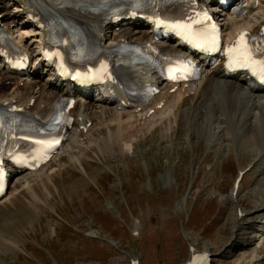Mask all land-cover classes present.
<instances>
[{
    "label": "rangeland",
    "instance_id": "rangeland-1",
    "mask_svg": "<svg viewBox=\"0 0 264 264\" xmlns=\"http://www.w3.org/2000/svg\"><path fill=\"white\" fill-rule=\"evenodd\" d=\"M48 77L43 73L39 80ZM4 79L8 92L12 79ZM213 120L201 119L197 130L199 123H190L195 136L177 145L168 139L156 148L138 146L123 158L108 153L85 181L80 175L59 179L56 197L38 215L8 220L11 236L23 241L2 264H130L135 258L141 264H188L193 247L210 252L211 264H264L260 160L243 174L239 196L233 192L240 167L263 159L264 145L254 160L244 150L239 164L235 149L212 148L222 127ZM238 208L247 223L240 235Z\"/></svg>",
    "mask_w": 264,
    "mask_h": 264
},
{
    "label": "bare ground",
    "instance_id": "bare-ground-1",
    "mask_svg": "<svg viewBox=\"0 0 264 264\" xmlns=\"http://www.w3.org/2000/svg\"><path fill=\"white\" fill-rule=\"evenodd\" d=\"M106 1L113 0H1V4L6 3L3 11H0L3 28L9 32L14 41L25 48L30 56L35 55V52L37 56L27 74L13 75L0 51V77L3 75L6 79L14 80L8 92L5 90L7 87L5 79L0 80V104L17 102L25 112L44 118L46 114L53 112L58 97L71 96V92L75 89L71 82L55 79L51 68L41 60L39 50L45 32L28 17L33 2L43 5L44 10L57 22L71 24L79 21L95 29L102 26L100 34L108 48L114 47L116 41V43L125 39L147 41L152 38L151 29L146 24L127 21L112 26L111 23H106V19L101 14L92 11L94 8L105 6ZM202 1L207 3V0ZM254 1L250 0L249 11L245 16L232 21L229 28L234 30V34L238 35L243 29L257 31L260 29L264 21V0H257L260 3L256 5ZM2 6L0 5V8ZM118 6L124 5L120 3ZM226 14L228 11L221 13L222 20L225 19ZM177 23L189 24L190 29L195 30L187 19H178ZM168 49H175V45L172 44ZM36 61L38 62L35 63ZM202 62L206 68L200 80L187 86L180 85L174 91H171L174 85L162 83L163 91L141 109L133 106L120 107L116 101L109 100L97 88L86 89L82 97L84 102L78 104L74 110L78 109L77 115L83 121H90V125L86 128L79 126L74 129L72 135L76 136V140L69 138L66 145H70V149L64 147L38 171L12 173L13 180L8 193L0 200V248L4 249L3 252L0 251V264L5 262L10 252L18 253L17 250L21 249L23 241V237L19 235L11 236L13 224L10 225L8 220L20 218L25 221L33 215H38L43 209L42 204H50L51 199L56 197L59 179L80 175L81 181H85L87 179L85 174L90 175L94 165L98 166L101 157H106L108 153L123 158L131 150L135 151L138 146L147 144L156 148L168 139L177 145V141L195 136V133L190 132V123H199L197 128H194L196 130L203 128L201 119L204 121L206 117L213 115V121L220 123L222 127L215 142L212 143V148L226 152L235 149L239 164L246 151L254 160L257 152L264 145L263 86L255 82L249 83L244 74L226 76L221 64L212 65L205 59H202ZM41 66L50 71L45 82L39 80ZM125 68L134 80L137 81L142 77L139 67L128 65ZM34 70H37V73L31 76L30 72ZM148 77L160 83V79L155 74ZM161 102H164L162 106L159 105ZM231 132L234 137L228 136ZM40 145L34 143L28 146L26 151L32 153ZM258 160L260 161L257 164L261 168L258 175L263 179L264 158L261 157L251 161L250 168H247V165L240 167L241 172L245 173L257 166ZM242 184L243 182L236 197L241 192ZM256 185H259L258 192L263 191L261 194L264 197V188H260L262 184ZM185 202L183 200L182 203ZM239 202L241 203V200ZM244 213L238 208L235 218V224L238 223L235 233L238 235L243 233L242 228L247 225L241 221L246 215ZM253 223L258 222L255 220ZM193 263V256H190L188 264Z\"/></svg>",
    "mask_w": 264,
    "mask_h": 264
},
{
    "label": "snow or ice",
    "instance_id": "snow-or-ice-1",
    "mask_svg": "<svg viewBox=\"0 0 264 264\" xmlns=\"http://www.w3.org/2000/svg\"><path fill=\"white\" fill-rule=\"evenodd\" d=\"M204 20L207 19L205 14ZM196 23H202L203 20L197 19ZM173 27L190 31L189 24H176ZM248 33H241L239 38L233 42V46L229 48V52L233 55V62L241 67H248L254 71H258L262 78H264V58H257L253 50V46L250 45L249 40L246 39ZM218 40V35L216 33L215 25L211 26L210 40L212 45H215ZM51 145H49L50 147ZM3 173L0 172V181H2Z\"/></svg>",
    "mask_w": 264,
    "mask_h": 264
}]
</instances>
